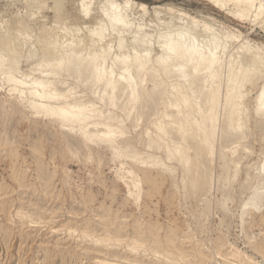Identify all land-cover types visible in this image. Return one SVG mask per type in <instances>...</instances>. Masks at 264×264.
Returning a JSON list of instances; mask_svg holds the SVG:
<instances>
[{"label":"rangeland","instance_id":"1","mask_svg":"<svg viewBox=\"0 0 264 264\" xmlns=\"http://www.w3.org/2000/svg\"><path fill=\"white\" fill-rule=\"evenodd\" d=\"M79 2L65 0L57 13L53 11L54 0H0V33L7 29L23 32L22 25H28L32 32L31 40H23L24 56L16 77L31 81L38 76L31 52L36 45L30 44L42 34L44 24L47 28H68L62 29L67 32L78 27L80 33L78 28L75 32L87 40L85 36L96 25L85 16ZM103 2L106 0H94L89 15L98 16ZM132 2L129 19L134 29L143 25V33L151 41L154 38L153 60L161 54L155 44L160 33L193 20L199 21L201 39H208L213 31L228 42L227 60L240 46L264 58V28L253 21L252 13L243 19L229 7L220 8L207 0ZM107 34L104 42L117 53V32ZM131 36L127 35L130 51ZM2 77L0 74V264H170V256L182 254L188 264H264V119L255 114L264 78L244 90L247 115L244 113L239 135L221 134L228 123L223 117L219 120L213 158H206L207 149H199L197 140L181 148L179 156H192L206 165L192 188L184 181L185 166L169 159L163 150L148 147L158 126L169 121L165 114L173 111L164 103L168 95L164 94L156 107L154 100L160 96L152 97L137 126L138 113H133L125 122L127 132L116 143L98 140L86 144L80 134L65 132L59 124L34 113L25 100L10 92ZM48 79L56 81V77ZM64 80L53 83L52 88L65 92L69 100L83 96L80 100L87 102L88 108L109 115V107L99 99L88 103L102 85L84 86L74 77ZM155 80L148 77L144 88L152 90ZM159 80L171 90L173 78L160 75ZM123 106L112 111L118 119L126 114ZM174 134L172 130L170 136L176 145L180 140ZM127 140L130 148L125 146ZM154 160L157 163L152 164ZM132 169L143 180L139 189L130 185ZM22 213L28 218H20ZM93 228L95 240L111 233L109 247L83 237L82 231ZM244 256L250 259L240 261Z\"/></svg>","mask_w":264,"mask_h":264},{"label":"bare ground","instance_id":"2","mask_svg":"<svg viewBox=\"0 0 264 264\" xmlns=\"http://www.w3.org/2000/svg\"><path fill=\"white\" fill-rule=\"evenodd\" d=\"M64 1L54 0L53 11L57 10V13H61ZM207 1L220 8L229 7L232 13L243 19H248L252 13L254 18L252 20L261 24L264 28V0ZM92 2L94 0H80L79 2L85 16L96 25L85 36L87 40L79 36L80 28L78 27V29L73 30L74 32L72 29L67 32L65 30L68 28L60 27L61 29H59L58 26V29L61 30L59 31L55 27L47 28L44 24L43 28L41 27L43 29L42 34L38 38L36 37V41H30L32 43L30 45L34 44L39 47L36 48L35 46L31 51L32 58L36 59L33 68L38 74L31 81H24L25 79H19L14 75L15 72L18 74V66L24 56L23 48L25 44H23V40L32 39V32L28 30V25H22L24 26L22 28L23 32L20 30L21 32L15 33L16 29H14L15 32L13 29L1 31L0 74L3 76V81L11 87L10 92L17 93L18 98L25 100L34 113L59 124L61 130L65 132L80 134L86 144L98 140H101V142L110 141L112 144L116 143L121 135L123 136L127 132L125 122L133 113H138V118L134 121V126H137L149 102L153 100L152 97L160 96L158 101L157 99L154 100L153 105L156 107L163 102V95H168L167 100L164 99V101L166 100L164 103L167 109H173V111L165 114L169 121L158 126V133L150 138L148 147L163 150L169 159L185 166L184 181L188 182L186 186L196 187L197 180L200 178L201 173H204L205 162L201 161V163L199 159V161H196L192 156H179L181 148L188 146L190 141L195 140L196 142L197 140L199 149L206 148V158H211L216 149V141L219 136V132L216 130L221 117L228 123V125L225 124L226 127L223 126L224 128L221 129V134L227 132L229 135L230 133H238L237 135H239L242 132L244 120L246 119L244 115L246 92L244 90L246 87H255L258 81L264 78V58L257 51L252 52L251 48L240 46L238 53L235 56L231 54L232 56L227 60L224 55L227 54V49L229 50L228 42L211 31V27H208V31H211L208 33V39H201V35L198 33L199 21L193 20L192 22L190 19L191 23L187 22L188 24H186L185 22V25H179L182 24L181 22L172 28L169 27L170 29L167 32L160 33L155 44L161 49V54L153 60L152 46L154 44L152 41L154 38L151 41L143 33V25H139L134 29L133 22L129 19V8L133 5L132 0H123V2L106 0L105 3L103 2L101 13L98 16H95V14L94 16L89 15ZM181 17L183 18V16ZM62 29L65 30L62 31ZM76 29L79 30V33L75 32ZM107 32L110 33V36L111 33L114 35V32H117V53L112 52L114 46L112 47L111 44L104 42L109 36ZM129 34L132 35L130 44L133 52L127 50L130 47L127 44L129 43L127 38ZM150 38L152 37L150 36ZM154 64H157L158 67L155 68ZM160 75H166L168 78L174 79L171 90L168 91L167 87L164 86V82L159 80ZM49 77H56V81L49 80ZM70 77L80 80L84 86L102 85V89L94 92L88 103L94 104L95 100L99 99L105 103L106 107H109V115L101 114L98 108H88L87 102L80 100L83 96H73L74 98L70 97L71 100H69L65 92L52 88L53 83H64L66 81L64 79ZM148 77L156 78L155 87L152 90H147L143 86ZM222 88L225 90L224 103L221 100ZM262 89L255 114L264 119V86ZM123 104L126 114L123 118L121 117L122 119H118L112 114V111ZM172 130H175L174 135L180 140L176 145H173V138L170 136ZM130 145L132 146L130 141L127 140L125 146L130 148ZM154 161L152 164L158 162L157 158V162ZM262 170H264V166ZM129 173L134 176L132 184H130L132 189H139L143 180L135 176V170L132 169ZM138 196H140L139 192ZM19 216L22 219L28 218L24 213ZM74 231H77V229ZM89 231H82L84 238L95 241L97 245L110 246L109 241L113 239L111 233L95 240L94 238L97 235L92 232L94 228L91 232ZM106 232H109V230ZM235 255L238 256V253ZM235 255L233 254V256ZM226 258L228 257L226 256ZM242 259L247 260L250 258L244 256L240 260L243 262ZM168 260L170 264H181V262L188 264L187 256L183 254L177 257L170 256ZM142 264L145 263L142 262Z\"/></svg>","mask_w":264,"mask_h":264}]
</instances>
